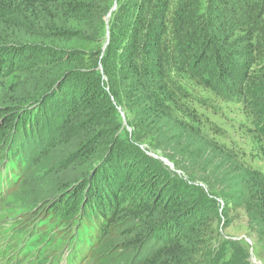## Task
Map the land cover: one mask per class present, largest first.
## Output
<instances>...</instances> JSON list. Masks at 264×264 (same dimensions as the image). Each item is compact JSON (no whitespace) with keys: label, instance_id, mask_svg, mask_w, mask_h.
<instances>
[{"label":"rangeland","instance_id":"374dc122","mask_svg":"<svg viewBox=\"0 0 264 264\" xmlns=\"http://www.w3.org/2000/svg\"><path fill=\"white\" fill-rule=\"evenodd\" d=\"M183 2L172 0L168 12L170 62L172 24ZM208 4L209 0H190L189 7L196 17L208 18ZM116 6L113 0L107 22L104 17L101 56ZM2 13L0 7V41L4 44L50 43L36 21ZM59 46L85 52L90 49L88 42L81 39L62 40ZM192 68V73H169L170 87L177 94L175 105H170L172 120L166 124L176 137L171 131L157 137L145 127H138L133 113L120 106L102 130L105 138L99 144L93 140L87 148L82 139L88 131L81 133L75 127L54 137L59 139L57 144L51 138L63 125L70 99L67 90L61 95H44L39 90L45 77L39 82L38 75L33 76L36 79L27 77L19 69L3 75L0 264H150L148 260L153 264L156 251L167 253L170 242L149 234L134 219L120 220L121 216L114 214L113 226L105 227L100 216L95 211L91 213L94 185L102 181L100 171L102 167L106 169V157L111 154L117 167V152L123 149L127 153L132 148L137 150L136 155L152 159L174 192L187 197L188 204L197 208L185 224L184 232L190 235L188 243L180 253L170 250L174 255L164 256L157 264H264V229L248 220L243 193L231 186L246 169L264 175V113L258 115L255 103L241 102L236 92L238 84L223 85L208 73L213 68L210 55L201 60L199 67L195 64ZM95 70L106 78L100 62ZM234 74L238 78L239 70ZM25 77L30 79L28 85ZM219 166L228 169L227 176L217 174ZM122 188L123 184L119 190ZM78 191L82 193L77 206L86 209L77 216L80 221L50 214L60 210L63 203L72 204Z\"/></svg>","mask_w":264,"mask_h":264},{"label":"trees","instance_id":"16d2710c","mask_svg":"<svg viewBox=\"0 0 264 264\" xmlns=\"http://www.w3.org/2000/svg\"><path fill=\"white\" fill-rule=\"evenodd\" d=\"M112 1L0 0L3 15L8 12L36 21L50 39V43L33 45L0 41V79L19 69L27 77L38 75L39 82L45 77L41 94L61 95L68 91L70 99L63 125L51 137L55 144L59 139L54 137L71 127L79 132L88 131L82 139L86 148L93 140L99 144L105 138L103 128L110 124V116L120 106L133 113L138 127H145L157 137L170 131L176 137L173 128L166 124L172 120L170 105H175L177 94L170 87L169 73L186 70L192 73V67L195 64L199 67L207 55L213 65L208 73L219 78L223 85L238 84L236 92L241 102L255 103L258 115L264 113V0H209L208 18L196 17L190 10V0H184L172 24L169 47L173 49L172 62L167 54L172 0H116V11L108 28L109 41L101 56L104 17ZM79 39L88 42V52L59 46L62 40ZM99 62L107 79L95 70ZM238 70L240 75L235 78ZM29 80L26 79L27 85ZM31 122L30 119L29 128ZM107 139L114 145L111 138ZM126 151L117 152V167L111 154L106 157V169L102 167L100 171L102 181L97 180V186L94 185L91 213L95 211L105 227L113 226L114 214L121 216L120 220L132 218L149 234L170 242L167 253L159 250L153 254L157 264L164 256L174 255L170 250L180 253L188 243L190 235L184 232L185 224L197 208L188 204L187 197L174 192L152 159L136 155L133 148ZM217 170L219 175L228 174L223 166ZM241 175L231 186L243 193L248 220L264 229V175L247 169ZM121 184L123 188L119 190ZM81 193H75L72 204L63 203L60 210L50 214H62L75 222L86 211L77 206Z\"/></svg>","mask_w":264,"mask_h":264},{"label":"water","instance_id":"95a60500","mask_svg":"<svg viewBox=\"0 0 264 264\" xmlns=\"http://www.w3.org/2000/svg\"><path fill=\"white\" fill-rule=\"evenodd\" d=\"M115 1H116V0H115ZM116 5H117V4H116ZM116 7H117V6H116ZM114 10H116L115 7H114ZM109 16H110L109 14L105 16V18H106V22L108 21V17H109ZM108 41H109V40H108ZM107 44H108V42L106 43V45H107Z\"/></svg>","mask_w":264,"mask_h":264},{"label":"bare ground","instance_id":"6f19581e","mask_svg":"<svg viewBox=\"0 0 264 264\" xmlns=\"http://www.w3.org/2000/svg\"><path fill=\"white\" fill-rule=\"evenodd\" d=\"M163 160V159H162ZM165 161V160H164ZM166 162V161H165ZM167 163V162H166Z\"/></svg>","mask_w":264,"mask_h":264}]
</instances>
